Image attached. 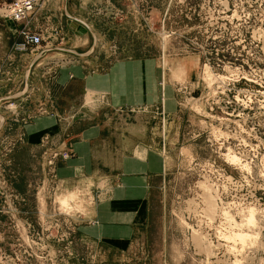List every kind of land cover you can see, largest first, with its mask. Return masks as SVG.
<instances>
[{
	"label": "rangeland",
	"instance_id": "obj_1",
	"mask_svg": "<svg viewBox=\"0 0 264 264\" xmlns=\"http://www.w3.org/2000/svg\"><path fill=\"white\" fill-rule=\"evenodd\" d=\"M12 1L0 0V7ZM39 4L37 9L45 8L47 1L40 0ZM95 4L99 15H93L92 20L97 19V26L93 23L97 31H82L86 43L72 49L89 52L96 35L101 37L100 54L113 61L162 56L166 61L173 59V105L180 110L179 118L185 121L173 146L178 156L173 161V175L161 192L162 215L156 201L159 193H152L155 222L149 239L131 256V262L264 264V214L259 225L262 228L252 229L260 231L255 240L247 238L238 244L217 235L228 227L221 208L230 205L237 222L242 219L239 210L244 212L253 207L264 211V186L261 187L255 174V165L264 155V111L260 117L254 111L249 112L244 125L251 132L246 138L249 147L238 146L237 140L216 139L217 130L230 135L237 131L232 123L225 127L217 118L237 119V109L232 110L237 106L234 98L238 91L249 87L240 79V73L256 71L264 83V53L261 41H255L253 36L258 30L264 32V0H110L109 4L98 0ZM35 11L22 22L0 17V264H90L91 255L103 249L83 242L77 231L85 213L83 199L76 193L71 206L69 202L63 207L60 203L67 192L58 188L56 162L70 158V153L55 150L38 160L30 156L31 149L22 142L28 112L44 111L36 110L33 100L23 97L28 87L27 54L33 47L26 51L15 48L22 41L21 31L42 34L43 44L36 50L45 51L37 56L49 49L71 45L67 43L68 32L62 30L65 27L57 24L59 16L51 17L49 23H39L33 20ZM61 19L64 26L63 16ZM205 65L217 76L237 73L238 78L233 79L238 82L228 85V97L211 93L216 85L211 88L207 85L203 75ZM22 97L21 104L16 103ZM221 97L224 103L218 105ZM258 100L263 101L261 95ZM223 107L232 115L222 113ZM228 146H235L236 152L252 158V173L240 174L224 163L222 153ZM64 153L69 157L62 158ZM199 235L211 246H203L197 239Z\"/></svg>",
	"mask_w": 264,
	"mask_h": 264
},
{
	"label": "crops",
	"instance_id": "obj_2",
	"mask_svg": "<svg viewBox=\"0 0 264 264\" xmlns=\"http://www.w3.org/2000/svg\"><path fill=\"white\" fill-rule=\"evenodd\" d=\"M46 1L45 8L35 7L33 20L49 23L59 16L57 24L65 27L71 45L27 54L23 97L44 112H28L22 142L38 160L55 150L70 153L56 162L58 188L67 192L60 203L71 206L76 193L83 199L85 213L77 231L83 242L103 249L89 263L133 264L131 256L147 242L155 222L152 193H159L161 216V192L178 159L173 146L185 121L173 105V59L113 61L100 54L96 35L91 52L79 53L72 48L86 43L82 31H97L92 17L99 15L94 9L98 0Z\"/></svg>",
	"mask_w": 264,
	"mask_h": 264
},
{
	"label": "bare ground",
	"instance_id": "obj_3",
	"mask_svg": "<svg viewBox=\"0 0 264 264\" xmlns=\"http://www.w3.org/2000/svg\"><path fill=\"white\" fill-rule=\"evenodd\" d=\"M253 33H254L253 36L255 37L254 38L255 41H261V52L264 53V32L258 30V31L253 32ZM263 61H264V58H263ZM243 64L249 67L247 61H244ZM211 71L212 70H210V68L207 65L204 66L203 75H204L205 81L207 82V85L209 86V88H211L212 85H216V87L213 88V90L211 89L213 91L211 93L212 94H218L219 96H223V97H228V95H229L228 92L230 91V89H228V85H230V82H238V81H236V79H233V78H238L237 73L235 74V72L234 73L231 72L232 75H228L230 77L229 78L228 76L226 77V76H221V75H218V76L214 75V74H212L213 71L212 72ZM240 74L242 75V77L240 79L245 80L249 87H248V89L238 91L236 93L235 98H234L237 106H235L234 107L235 109H232V110L235 111L237 109L236 114H235V117L237 119L217 118L218 122H220V124H222V125H225V127H228L229 123H232L237 128V131H235L232 135H230L228 132H221V131L217 130L216 131V139L222 138L223 142H226V141L231 140V139L237 140L240 142V144H238V146H242L244 148L247 146L249 147V144H247L246 138H248V136H250V133H251L250 131L247 132L246 128L244 127V125L246 126L247 120L249 119L248 118L249 112L254 111L255 116H259V115L261 116L262 115L261 112L264 111V83L260 81L261 78H259L258 72H256V71L249 73V74H246L244 72H242ZM262 76L264 77V74H262ZM231 78H232V81H230ZM232 86H234V85H232ZM214 90H215V93H214ZM240 95H244L245 99L240 98ZM259 95H261V98H263V101L258 100ZM220 103H224V100L222 97L220 99H218L217 104L220 105ZM228 104H229V101H228ZM252 105H256V106L252 107ZM221 110H222V113H224L225 115H228V116L232 115V112L231 113L226 112L225 107L221 108ZM234 111H233V113H234ZM259 117H255V118H259ZM249 141H251V140H249ZM234 147L235 146H228L225 148V153H222V158H223L222 160L224 161V163H226L228 166H230L233 170H237L240 174L252 173L253 167H254L251 164L253 162L252 158H249L248 154H246V156H245V155L241 154L242 152L241 153L236 152V149H235L236 147L235 148ZM255 148L257 149V147H255ZM249 159H251V161H249ZM255 169H257V172L255 173L256 178H259L260 181L258 180V182H261V184H262L261 187H263L264 186V155H262L260 157V160L256 163ZM228 180H230V179H228ZM246 183H248V182L246 181ZM214 196L216 199L219 198L216 195H214ZM204 198H205V196H204ZM61 205L65 206L66 201L65 202L62 201ZM220 212H221V216L223 217V220H224L223 222H225L228 226L227 228H225L226 231H223L222 233L217 234L220 238L225 239L226 241L228 240L229 242L237 241L238 244H242V243H244L245 239L251 238V239L255 240L256 239L255 237H257L260 234V231L254 232L252 229H257V230L259 229L260 230L262 228L259 225L261 224L260 222L263 219V218H261L262 217L261 215L264 214V211L259 212V211H257V209H255L253 207L246 208L244 212H242V210L241 211L239 210L238 215H242V217H239L242 219H240L241 221H238V222L235 221V218H234L235 215H233L231 213L230 205L227 206V208H221ZM234 212H236V211H234ZM259 218H261V219H259ZM222 227H224L223 224H222ZM197 239L200 240V242L203 246L206 245V247H207V245L208 246L210 245L209 242L207 243L205 238L202 237L201 235H199V237ZM241 246L243 247V245H240V248H241ZM232 251H234V250H232ZM243 259H245V258H243ZM240 262H242V261H240ZM240 262L237 261L238 264H240Z\"/></svg>",
	"mask_w": 264,
	"mask_h": 264
},
{
	"label": "built area",
	"instance_id": "obj_4",
	"mask_svg": "<svg viewBox=\"0 0 264 264\" xmlns=\"http://www.w3.org/2000/svg\"><path fill=\"white\" fill-rule=\"evenodd\" d=\"M40 0H14L8 4H4L0 7V17L15 22H22L33 12L35 7L39 4ZM22 41L15 45L18 51H26L29 46L33 47V51L36 52L38 46L43 44V37L40 32L30 33L22 30ZM66 159L69 157L66 153L61 155Z\"/></svg>",
	"mask_w": 264,
	"mask_h": 264
},
{
	"label": "water",
	"instance_id": "obj_5",
	"mask_svg": "<svg viewBox=\"0 0 264 264\" xmlns=\"http://www.w3.org/2000/svg\"><path fill=\"white\" fill-rule=\"evenodd\" d=\"M61 50V49H60Z\"/></svg>",
	"mask_w": 264,
	"mask_h": 264
}]
</instances>
